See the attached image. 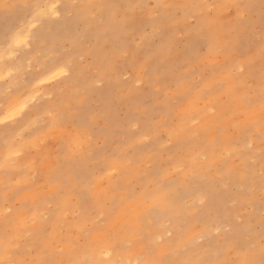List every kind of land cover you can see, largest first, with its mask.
Returning a JSON list of instances; mask_svg holds the SVG:
<instances>
[{"label":"rangeland","instance_id":"1","mask_svg":"<svg viewBox=\"0 0 264 264\" xmlns=\"http://www.w3.org/2000/svg\"><path fill=\"white\" fill-rule=\"evenodd\" d=\"M156 2L0 0V74L9 68L14 73L8 83L0 81V114L8 111L12 99L29 92L35 95L23 104L17 123L0 125V259L7 258L5 247L16 253L14 259L37 262L54 259L68 264L73 256L98 255L109 247L112 260L141 254L160 259L169 251L170 241L183 237L188 245L186 259L259 261L264 230L260 0H163L215 5L211 18L191 34V41L181 43H174L170 34L142 39L152 27L139 17L135 36L130 37L108 23L110 10L90 7ZM236 3L255 6L251 32L235 30L237 13L230 6ZM4 4L57 5L60 16L40 18L29 32L32 15L23 9L5 15ZM65 5L78 6L72 9L76 15L71 21ZM13 28H23L30 37L19 49L5 43L6 30ZM190 57L196 58L188 63ZM57 62L71 64L72 73L41 85L46 77L39 73ZM231 66L236 68L235 76L226 79L223 69ZM26 77L31 83H25ZM221 81L222 86L208 87ZM47 108L66 109L73 116L80 110L95 135L89 140L88 132L77 136L71 126L52 127ZM157 124V132H150ZM145 135L161 139L145 146ZM45 139L47 147L37 150L34 145ZM105 143L106 151L89 155ZM9 150L14 151L7 160ZM248 151L254 155H246ZM74 154L85 161L87 178L66 175L64 194L57 195L59 186L48 182L51 170L59 163L68 173ZM168 183L170 188H161ZM177 192L183 193L182 200L167 198ZM146 193L158 198L161 209L170 208L168 214H149L153 199ZM53 196L55 200L50 199ZM133 207L140 212L132 215ZM217 224L233 227L217 235ZM81 227L97 231L85 238ZM157 234L165 237V244L155 253L145 252ZM138 235L145 237L144 243L129 249ZM69 237L79 246L71 253L66 245ZM193 238L198 242L194 244ZM33 242L45 243L29 251Z\"/></svg>","mask_w":264,"mask_h":264},{"label":"snow or ice","instance_id":"2","mask_svg":"<svg viewBox=\"0 0 264 264\" xmlns=\"http://www.w3.org/2000/svg\"><path fill=\"white\" fill-rule=\"evenodd\" d=\"M78 7L77 5H65L64 8L66 10V18L71 21L76 13L72 11ZM92 8L100 7L102 9H108L111 11V15L108 19V23L112 26L119 28L124 34L134 37L136 33V25H137V18L139 17L146 25L152 27V32L148 33L145 32L144 37H158L163 35H171L172 41L174 43H181L184 41H191V34L196 31L201 25L208 19L211 18L213 9L215 5L211 4H189V3H167L163 2V0H157L156 3H129L127 5H92ZM236 10V25L235 30L240 32H251L255 25L251 18L252 9L255 7L254 5L244 4V3H236L230 6ZM3 8L5 10V15H9L12 12L16 11L17 9L27 10L30 15H32V21L28 22V30L29 32L31 29L36 27L35 21H38L40 18L49 16V15H56L57 17L60 16V10L57 5H52L51 8L47 6H42L40 4H24V5H7L4 4ZM121 9V11H115V9ZM260 33H259V40L262 46H264V0H260ZM182 22V26H179V23ZM5 43L9 45L10 48L19 49L21 46H24L28 43L30 37L28 33L25 32L23 28L20 29H9L6 30L4 34ZM195 45H193V51H195ZM202 51V48L199 49ZM262 57H264V52H262ZM196 57H190L187 61L188 63L191 62V59ZM58 67L59 70L48 75L47 72L41 71L39 75L45 76L46 79H42L39 81L41 85L47 83L48 81H55L59 82V79L65 78L69 76L73 69L71 64H61L59 62ZM226 73V79H231L235 76L236 68L235 66L226 67L223 69ZM239 71H243V69H239ZM14 78V73L11 68L8 69L7 73L0 74V81L8 83L10 80ZM35 78V77H34ZM181 80L184 79L183 76L180 77ZM205 79L202 78L200 83H204ZM25 83H31V80H28L27 77L25 78ZM222 81L219 84L213 82L208 85L209 88L222 86ZM261 103L264 104V76L261 78ZM41 93L37 92V96H40ZM35 100L36 98L33 97ZM25 105H21L20 107H16L13 105L8 109L6 113L0 114V125L7 128L9 124H15L18 122L19 118L21 117V113L24 111ZM46 115L52 118L51 126L55 128H62L67 129L69 126L75 128L77 130V136H79L82 132H88L89 136L88 139L91 140L93 135L91 125L89 124L86 115L82 114L80 110L77 111L75 116L71 115L68 110H64L63 112L55 109V108H47L45 109ZM190 119L192 120L193 124L197 122V117L195 115L191 116ZM159 124L151 127L149 129L150 132L156 133ZM250 130V129H246ZM71 136L72 134L69 133ZM161 137L156 135L155 139H152L151 136L145 135L144 141L145 146H149L152 144H156L159 142ZM261 143L264 144V130H262V139ZM34 147L39 150L40 148L47 147L46 139L41 140L37 145ZM246 147L250 150L252 149V144H247ZM107 150V144L98 145L96 149H93L89 155H95L98 152H104ZM233 153H229L231 156ZM15 155L19 156L20 153L16 152ZM248 156L254 155L251 151L246 153ZM260 159L261 164L264 165V147L260 150ZM65 163L69 162V158L65 157ZM71 168L68 173L63 171V166L61 164H57L55 168L51 170V176L49 179V183H55L59 186V191L57 195H63V188L65 184V176L71 175L75 179L87 178L86 177V168L87 165L85 161L79 155H73L71 157ZM261 175L264 176V167H262ZM172 185L171 183L162 184L161 188H170ZM146 197H151L153 199L152 205L147 208V212L149 214L152 213H163L167 215L168 212L171 210L170 208L161 209L159 206V200L155 197L152 193H146ZM39 198V195H37ZM168 199L172 200L173 202L177 200H182L184 198L182 192H177L174 196L167 197ZM50 199L55 200V196L50 197ZM206 202L205 198L200 200V205H204ZM59 207V204L57 203ZM51 207V205H49ZM195 207V205H193ZM47 220V217H45ZM94 225L97 223L95 221L92 222ZM262 229H264V216L261 219ZM233 225L231 224H217L215 226V233L220 235L221 233H228L232 229ZM45 229L41 227L39 229L40 233H43ZM97 231L95 227L87 228L81 227L79 232L85 237H91L94 232ZM212 229H209V233L211 234ZM169 237L171 233L168 234ZM145 237L143 235H138L136 239L132 242H129L128 248L131 249L137 244H143ZM225 240L228 241L229 237L226 235ZM198 241L196 238H193V243H197ZM41 243L45 242H33L28 246V250L31 251L34 248L40 247ZM165 244V237L162 234H157L154 239H152L151 243L145 247V252L147 253H155L157 250V246ZM67 248L69 252H74L79 246L72 237H69L66 241ZM19 245H16V248L19 249ZM169 251L164 254V256L160 259L154 258H144L143 254L137 255L134 259L128 257L126 259H119V260H111L112 256V248H104L100 250L99 255H89L85 253L81 257L73 256L69 261L68 264H237L236 261L231 262H213L206 259L201 260H190L183 258L184 253L188 251V245L184 242L183 237L180 238L179 241H170L167 245ZM233 248L236 247L235 244L232 245ZM5 253L7 254L6 259H0V264H63L62 261H56L54 259H42L40 261H28L25 259H14L13 256L16 253L10 251L7 247L4 249ZM61 252L64 249H60ZM23 255V253H20ZM173 257L169 259V257ZM240 264H264V230H262V240H261V251H260V258L259 261L253 259H245L240 262Z\"/></svg>","mask_w":264,"mask_h":264},{"label":"bare ground","instance_id":"3","mask_svg":"<svg viewBox=\"0 0 264 264\" xmlns=\"http://www.w3.org/2000/svg\"><path fill=\"white\" fill-rule=\"evenodd\" d=\"M58 68V65H52V66H48V67H46V68H44V70L43 71H45V72H47V73H49V72H51V71H55L56 69ZM41 76L42 75H39V77L41 78ZM32 96H35V95H33V92H29V93H27L26 95H24V96H19V97H16V98H14V99H12V101H11V103H10V105H9V107H12L13 105H18L19 104V107L21 106V105H23V104H25V103H28L29 101H31V99H32ZM26 105V104H25ZM25 108V107H24ZM56 133V132H55ZM65 137V136H64ZM54 139H55V137H54ZM51 148V147H50ZM12 151H14V150H9L8 152H7V160H9L11 157H10V154L12 153ZM45 157V156H44ZM15 161V160H14ZM6 165V164H5ZM9 169H10V167H9ZM149 206V205H148ZM42 209V208H41ZM44 210V209H43ZM138 211H137V209L135 208V207H133L132 208V212H131V214L132 215H136V214H138L137 213ZM143 212V211H142ZM146 214V213H145ZM23 215H24V213H23ZM43 215V214H42ZM38 216V215H37ZM36 216V217H37ZM34 218V217H33ZM39 218V217H38ZM64 218V217H63ZM61 219H62V217H61ZM132 219L134 220V216L132 217ZM14 222V221H13ZM55 222V221H54ZM16 223V222H15ZM23 223V222H22ZM21 223V224H22ZM25 223V222H24ZM26 224V223H25ZM58 225H59V223H57ZM12 226H14V225H12ZM28 226V225H27ZM26 226V227H27ZM22 227H24V225L22 226ZM29 227V226H28ZM55 228V227H54ZM16 229H19V228H16ZM29 229H31V227L29 228ZM23 231V230H22ZM25 231V230H24ZM200 231V230H199ZM22 233V232H21ZM24 233V232H23ZM46 234V233H45ZM21 236V235H20ZM22 236H23V234H22ZM153 239H154V237H153ZM7 242H5V244H6ZM5 246H7V244L5 245ZM4 246V247H5ZM162 248H163V246H162ZM164 251V250H163ZM99 255V254H98ZM97 255V256H98ZM112 260V259H111Z\"/></svg>","mask_w":264,"mask_h":264}]
</instances>
